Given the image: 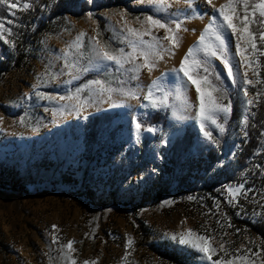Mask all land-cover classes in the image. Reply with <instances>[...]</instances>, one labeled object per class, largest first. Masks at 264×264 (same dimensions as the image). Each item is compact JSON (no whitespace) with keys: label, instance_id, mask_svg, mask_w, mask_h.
<instances>
[{"label":"rangeland","instance_id":"374dc122","mask_svg":"<svg viewBox=\"0 0 264 264\" xmlns=\"http://www.w3.org/2000/svg\"><path fill=\"white\" fill-rule=\"evenodd\" d=\"M226 2L212 0V4H208L207 0H193V8L199 10L195 14L188 8L186 0H168L171 4L168 13H157L152 6L141 0H128L122 5L92 9L83 13L79 19L66 13V27L58 35L44 39L37 60L29 67L5 77L0 83V264H63L59 259L60 249L68 241H74L71 255L76 264H84V261H95L97 264H171L158 258L150 245L172 242L185 250L170 237L173 234L179 236L188 229L213 238V247L217 249L214 260L228 258L220 250L221 244L232 255H236L239 250L242 256L249 248L253 253L264 248L246 226L239 225L264 221L260 215L261 205H264V186L255 187V177L261 172L258 166H264V155L254 159L256 162L252 165L253 170L243 171L238 181L215 184L211 191L216 195L210 194V190L199 189L201 197L190 196V199L189 196L169 195L157 202L147 201L143 208L135 209L140 193L157 175V168L165 160L174 138L182 134L184 127L193 126L204 138L195 119L197 93L195 86L189 84L187 95L194 107L182 114L190 119L182 123L174 120L169 108L167 129L148 132L154 141L142 156L140 162L143 167L138 175L132 171L139 168L140 163L135 162L136 167L129 164V161H136L138 153H133L132 160L124 156L138 142L134 135L133 121L155 111L143 107L149 104L145 96L148 86L160 77L158 71L166 57L170 56L168 53L164 54L163 59L153 58L156 63L154 70L149 72L147 68L141 69L138 80H130L132 73L125 75L122 74L123 70H113L104 76V80L109 81L113 88L131 91L135 93L134 96L114 93L112 101L105 97L104 102L87 107L79 114L62 110V105L69 102L58 99L59 95L67 94L70 87L78 82L67 83L70 77L67 75L68 69L64 68V53L69 51V44L81 32L86 33L85 48L82 50L86 53L88 38L99 39L97 20H103L105 30L111 37L115 35L118 39L122 29L126 34L127 27L140 31L147 28V24L142 28L140 23L144 21L146 11L161 17L178 14L184 20L183 28L187 29L193 23L206 26L210 14ZM134 11H138L139 15H134ZM122 13L125 14L123 18ZM201 14H204L203 18H200ZM171 27L174 29L175 25ZM187 31H180L178 36ZM152 32L161 38L165 35L163 29L153 28ZM226 35H230V31ZM144 39L148 40L149 37ZM188 43L187 39L180 38L179 47L171 49L175 52L171 58L178 59L179 64L188 52L185 50ZM235 43L233 37V53ZM162 44L165 48L171 47L167 40H162ZM116 45L131 51L126 43H114L113 47ZM72 52L70 60L76 59L75 49ZM239 61L240 57L236 56V79L242 89L240 115L226 130L229 145L224 157L207 174L212 182V177L223 167L231 168L240 151L241 142L246 140L239 126L245 102L249 99L254 102V106L248 109L249 120L255 108V96L250 93L244 96L243 79L247 71L248 79L255 83L257 77L253 72L256 65L241 67ZM80 62L87 64V59ZM136 62L142 64L143 59L137 57ZM214 63L218 70H223L218 60ZM130 66L125 65V68ZM61 70L63 74H60ZM224 75L226 80V73ZM226 83L232 87L231 81L226 80ZM163 84L165 89L174 93L175 81L172 78ZM160 94L161 89H154L156 97ZM82 96L87 97V92L82 93ZM113 101L120 106L112 107ZM169 102L180 109L174 96H170ZM53 111H56L55 116ZM115 111L119 117L113 121L111 128L119 125L120 129L114 134L108 131L104 133L100 137L99 147L93 145L88 156L83 159L85 146L82 124L85 118ZM95 150L100 151L99 156H94ZM109 178L115 180L112 188L108 186ZM241 183L249 189L248 198L243 194L238 195L233 206L228 203L231 197L225 189ZM88 190L93 192V203L84 195ZM53 237L57 238L56 243H53ZM129 240L132 241L131 245ZM63 251L68 252L66 248ZM185 252L192 253L195 264H210L195 250ZM251 259L255 264H262L264 252L251 256Z\"/></svg>","mask_w":264,"mask_h":264},{"label":"snow or ice","instance_id":"6c2138e0","mask_svg":"<svg viewBox=\"0 0 264 264\" xmlns=\"http://www.w3.org/2000/svg\"><path fill=\"white\" fill-rule=\"evenodd\" d=\"M141 2H146L147 5L152 6L157 13H168V9L171 7L168 0H141ZM186 3L188 8L193 10V14L199 11L193 8V0H186ZM207 3L212 4V0H207ZM3 4H7L9 9L18 7L17 3L9 2V0H0V5ZM30 7V0L23 3L25 10ZM241 9L243 11L242 16L240 15ZM124 15L123 13L121 14L122 18ZM203 15L201 14L200 18H203ZM257 16L260 18L259 20H257ZM140 23L142 28H144L145 24L148 27L144 28L143 31L127 27L126 34L124 29H122L118 39L114 35L102 43L96 37H89L86 53L82 51L85 48L84 38L86 33H79L75 40L69 44V51L64 53V68L68 69L67 75L70 77L67 83L72 84L82 76L93 73L96 77L107 75L113 70H123L122 74L125 75L132 73L129 79L138 80L141 69L147 68L149 72L154 70L156 63L153 58L163 59L165 53L174 56L175 52L171 51V49L178 48L180 45L178 33L182 30L187 31V29L183 28L184 20L174 13L163 17L146 15L144 21H140ZM173 24L175 25L174 29L171 27ZM254 24L258 25L256 31H253L251 27ZM153 28L163 29L165 35L162 38L154 35L152 32ZM5 31H7L9 36L12 34L11 29H5L4 24L0 23V40H3L4 43H9L14 48V42L5 38ZM229 31L230 35H226ZM99 35L98 31L97 37ZM257 35L259 36V43L264 44V0H227L225 4L215 9L213 14H210L209 22L200 33L196 44L188 49V52L180 62L179 68L172 69V73L162 74L148 86L145 99L149 101V104L143 105V107L155 111L170 108L172 118L182 123L190 119V117L183 115L182 112L190 111L194 107L187 95L189 84L194 85L198 101L195 119L199 125V131L208 142L218 143L214 131L221 135L225 133L226 125L233 111L229 90L225 87L226 80L231 81L234 87L240 86L236 79L238 71L237 65L234 63L235 57H240L239 65L241 67L256 65V70L253 72L257 77L255 83L248 79L247 71L244 73L243 93L245 97L249 95L248 85L264 84V79L260 77L259 73L261 66L259 56H264V50L258 47ZM144 37H149V39L145 40ZM233 37L236 39L235 53L231 51ZM162 40H167L171 47L165 48ZM114 43H126L131 51H126L124 47L114 48ZM73 49H75L76 59L70 60L69 57L73 55ZM200 53L202 55H198ZM137 57L143 59L142 64L136 62ZM85 58L87 59V64H82L80 61ZM217 60L223 65V70H218V66L214 63ZM125 65L131 66L125 68ZM113 66H115V69H113ZM181 73L183 74L182 76L180 75ZM60 74H63V70H61ZM170 76L175 81L174 93L170 89H165L163 84ZM154 89H161L159 97L154 95ZM84 92H87V97L82 96ZM114 93L128 96L135 95L131 91L125 92L123 89L113 88L110 82L104 79L92 78L77 86L74 90L70 89L67 94L59 95L58 99L59 101L69 102L62 105V110L79 114L80 111L87 107H92L98 102H104L105 97L108 101H112ZM38 95L40 94L38 93ZM260 95V91L255 93L257 103ZM170 96H174V99L179 102V110L175 104L169 102ZM225 100L228 102L225 103ZM111 106L119 107L120 105L113 101ZM251 106H254V102L249 99L245 102V108L239 124L245 137L248 135V109ZM55 115L56 111H53V116ZM133 123L135 125V139L139 141L142 123L137 120H134ZM146 131L154 133L156 129L150 126ZM261 135L264 136V132ZM258 167H261L260 175H264V166ZM225 191L231 197L228 203L235 206L234 201H236L238 195L243 194L246 199L248 198L249 189L241 183L235 187L228 186ZM261 208L262 212L260 215L264 217V205H261ZM229 227H231L230 224ZM53 228L55 229V225H53ZM170 239L184 247L185 250H195L198 254H202L204 260L210 262V264H240L241 261L243 264H255L251 256H258L260 252H264V248H261L260 252L256 253H253L252 249L249 248L243 256L239 254V250H237L236 255H232L226 250L225 245L221 244L220 250L224 251L225 256L228 258L214 260L213 257L217 255V249L213 247V238L207 234H198L195 230L188 229L186 232L180 233L179 236L173 234ZM56 242L57 238L53 237V243ZM131 243L132 241L129 240V245ZM73 244L74 241H68L66 245H61L59 259L63 261V264H76V260L71 255L74 251ZM65 248L68 250L67 253L63 251ZM84 264H97V262L84 261ZM262 264H264V261H262Z\"/></svg>","mask_w":264,"mask_h":264},{"label":"trees","instance_id":"16d2710c","mask_svg":"<svg viewBox=\"0 0 264 264\" xmlns=\"http://www.w3.org/2000/svg\"><path fill=\"white\" fill-rule=\"evenodd\" d=\"M126 1L128 0H30L31 7L27 10L23 8V3L29 2V0H9V2L17 3L18 5L17 8L13 9H9L7 4L0 5V23L4 24L5 29L12 30L10 36L7 31H5L4 36L15 44L13 48L9 43H4L3 40H0V83L12 72L29 67L37 60L42 52L44 39L48 36L58 35L66 27V13L79 19L83 13H88L92 9L122 5ZM144 13L145 15H153L149 11ZM133 14L139 15V12L134 11ZM240 15H243L242 9L240 10ZM259 19L257 16V20ZM251 27L253 31L258 29L256 24ZM98 31L100 33L98 37L102 42L111 37V34L105 30L103 20H97ZM257 42L258 47L264 50V45L259 43L258 35ZM115 47H118V45ZM259 61L261 64L260 77L264 79V56H259ZM104 76L96 77L94 73L83 76L70 89L74 90L88 79H105ZM225 87L229 90V96L233 104V111L226 125V130H228L239 119L242 89L240 86L234 87L232 85L230 87L228 83H225ZM248 91L254 96L257 91H260L261 95L258 98V103L255 96V108L247 128L248 135L246 140L241 142L240 151L236 155L235 163L231 168L223 167L212 177L213 182L208 179L209 170L225 155L229 145L228 135L226 131L222 135L214 131L218 143L213 144L202 138L193 126L186 125L182 134L174 138L170 149L167 151L165 160L157 168V175L149 181L147 187L140 193L139 202L134 205L135 209L143 208L147 201L157 202L169 195L201 197V193H198L199 189L210 190V194L216 195L215 192L211 191L215 184L238 181L243 171L253 170L252 165L256 162L253 160L264 155V136L261 135L264 132V84H255L253 87H248ZM224 102L227 103L228 101L225 100ZM169 111V109L154 111L145 117L137 119V121L142 123L140 140L131 150L126 151L124 155L132 160L133 153H138L135 156L136 161H129L131 167H136L137 163L135 162L140 163V167L132 171L134 175L139 174L143 167V163L140 162L142 156L154 141V137L146 129L150 126L156 130L167 129ZM118 117L119 114L115 111L101 112L85 118L82 124L85 146L82 153L83 159L88 156L93 145L99 147L100 137L104 133L108 131L109 134H114L120 129L119 125L111 128L113 121ZM99 153L100 151L95 150L94 156H99ZM255 178V187H263L264 175L259 173ZM107 181L110 188L115 185L114 179L109 178ZM84 195L93 203L92 191L88 190ZM239 225L240 227L246 226L252 235L258 238L260 245H264V240H262L264 238V221L257 220L255 223L245 222ZM150 248L158 258L168 260L171 264H195V257L191 252L189 254L170 243L161 242L159 246L150 245Z\"/></svg>","mask_w":264,"mask_h":264},{"label":"bare ground","instance_id":"6f19581e","mask_svg":"<svg viewBox=\"0 0 264 264\" xmlns=\"http://www.w3.org/2000/svg\"><path fill=\"white\" fill-rule=\"evenodd\" d=\"M187 27L188 31L186 33L179 34L180 38H185L187 39V41H189V43L185 46L186 51L196 44L197 40L199 39L200 33L203 31V28H205V25L203 26L198 23H193L189 24ZM179 66L180 64L178 59H173L171 58V56L166 57V60L159 68L158 75L161 76L164 73H172V69H178ZM169 78H171V76Z\"/></svg>","mask_w":264,"mask_h":264},{"label":"crops","instance_id":"0c3cea01","mask_svg":"<svg viewBox=\"0 0 264 264\" xmlns=\"http://www.w3.org/2000/svg\"><path fill=\"white\" fill-rule=\"evenodd\" d=\"M171 245H174V246H178L177 244H175V243H170ZM162 260H165V259H162ZM165 261H167V262H169L168 260H165Z\"/></svg>","mask_w":264,"mask_h":264}]
</instances>
